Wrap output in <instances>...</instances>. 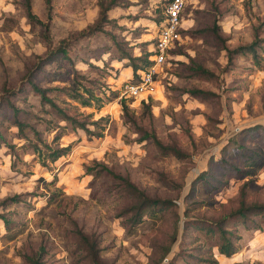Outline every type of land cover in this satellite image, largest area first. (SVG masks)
Masks as SVG:
<instances>
[{
  "label": "rangeland",
  "instance_id": "obj_1",
  "mask_svg": "<svg viewBox=\"0 0 264 264\" xmlns=\"http://www.w3.org/2000/svg\"><path fill=\"white\" fill-rule=\"evenodd\" d=\"M96 1L51 0L49 45L65 40L75 67L88 77H99L104 82L102 90L116 96L107 100L103 95L98 108L78 107L92 118L106 119L101 136H87L79 128L67 130L59 143H69L70 149L43 166L26 142L16 137L2 89L19 87L10 101L21 108L24 121L42 129L49 114L47 108L41 109L24 74L38 56L47 53L46 43L40 24L28 22L22 0H0V131L15 143L18 154L13 158L0 145V201L20 194L18 201L0 202V212L9 220V228L0 220V264H29L28 255L37 257L40 264H264L262 213H248L245 220L231 216L241 197L246 204L264 200V169L236 177L228 164L240 165L233 150L236 144L264 146V0H184L182 39L172 48L175 52H168L146 98L124 92L131 70L126 59L109 58L108 51H101L110 45L106 35L99 30L78 34L96 19ZM30 2L32 11L45 21L44 0ZM165 2L120 0L108 11L124 29L111 27L117 36L129 39L135 54L139 44L146 41L145 47L151 46ZM214 19L222 40L205 29ZM254 36L255 54H234L229 62L221 45L233 48ZM85 61L98 68L90 69ZM192 62L212 71L213 77L190 73L185 65ZM53 65L32 72L33 81L41 86L65 85L69 73L50 81L44 76ZM194 87L213 94L194 98L185 92ZM121 100L143 127L180 154L161 152L150 139L137 141L138 134L123 121ZM141 100L150 106V117L142 112ZM95 159L127 175L147 195L170 199L172 205L129 225L120 209L130 200L119 182L94 173L96 168L93 173L84 172V165ZM50 193L54 196L48 202ZM221 219L235 245L230 255L218 252V234L209 230ZM72 220L95 237L97 263L77 246Z\"/></svg>",
  "mask_w": 264,
  "mask_h": 264
},
{
  "label": "trees",
  "instance_id": "obj_2",
  "mask_svg": "<svg viewBox=\"0 0 264 264\" xmlns=\"http://www.w3.org/2000/svg\"><path fill=\"white\" fill-rule=\"evenodd\" d=\"M164 1L167 2V0ZM50 2L51 0H44L47 15L46 20L43 21L39 19L32 11L30 0H22V6L28 22L32 24H40L42 28L41 35L46 43L45 47L47 53L44 56H38V60L34 63V67L30 70H27L24 74V80L29 84L31 91L35 93L39 98L41 109L47 108L46 112L49 114L48 119H46L45 121L46 124L42 127V129L37 128L33 121H24V119L20 117L19 114L20 112H22L21 108L17 105H14L10 101V95L15 93L19 89V87L12 89H6V87H3L2 89L4 90L3 96L5 97V100L8 104L6 106L10 109L11 113V117H9V120L11 124L16 128V137L21 138L24 142H26V146L37 157L39 163L43 166H47V162H53L59 156L64 155L70 149L69 143H59L60 138L66 133L67 130H75L79 128L83 130V132L87 136H101L106 123V119L104 120V118L101 116L92 118L91 113H84L83 111L79 110L78 107L93 106L98 108L100 104H102L101 98L104 97L103 95H106L107 100H110L116 96L113 91L109 90V93L107 95V93L102 90L104 82L103 80H100L99 77H88L87 74L80 72L79 69L75 67V59L69 54V45L64 43L65 40L60 39L57 46L50 47V38L48 34V22L51 17ZM119 4H121L120 0H97L96 19L92 24H89L85 28L80 29L78 31V34L81 36L89 35L94 31L99 30L100 32H102V34L106 35L107 39L110 41V45L103 47L101 51H108L111 54L109 58H115L117 60L126 59L128 62L127 66L131 70L130 81L133 82L138 79L137 70L142 69L149 64V54L151 51H149V49L145 47V44H147V42L145 41L138 45V54H135L133 52L134 45L129 42V39H127L125 35L117 36L118 33H116V29L112 27H117L120 30L124 28L117 24L116 19L109 17L108 11L114 7H117ZM162 16L163 15H161L160 18H158L156 21L159 22L162 19ZM107 23L110 25V27L105 29L104 25H106ZM217 28L218 24L214 19V21L212 22V26L205 29H209L214 35H217V37L222 40L221 36L217 33ZM195 32H197V30H195ZM183 33L187 35L188 31L186 32V30H184ZM256 41L257 36H254V39H252L247 44L238 45L233 48H229L226 45L222 44L221 48H223L226 52L227 58L230 62L234 54L249 52L254 55ZM153 42H151V44ZM88 52H91L90 54H94L93 51ZM171 52H175L174 49H171ZM92 56L95 59L97 58L94 55ZM85 62L87 67H89L90 69L95 70L98 68L97 65H94L89 61ZM49 63H54V65L52 70L45 71L44 76L46 77V79L49 81L56 80L59 76L69 73L70 78L65 85L55 84L41 86L33 81L32 72L41 70L45 65ZM65 64L67 67H65ZM185 66L187 67L188 71H190V73L194 75L202 76L205 78L213 77V72L209 71L201 64L192 62L191 64H187ZM43 71L44 70L42 69V72ZM105 73L101 75L102 78L105 77ZM185 92L198 99H205L213 94V92L211 91L196 87L185 89ZM58 100L63 104L58 103ZM69 101H73L75 103H71ZM141 101L142 112H144V115L146 114L148 117H150V106L143 100ZM120 108L123 121L128 125V129L138 134V136L136 137L137 141L150 139L161 152H168L175 155L180 154L179 150L175 147L163 144L155 135L153 130L143 127L138 122L137 117H135L130 111L128 105L124 100L120 101ZM36 118H39L38 115H36ZM257 126H259V124L254 127ZM252 128L253 127H248V129ZM262 129L264 133V125L262 126ZM48 133H52L50 138L46 137ZM0 145L5 146L9 153L13 156V158L18 156L15 143H13V141L11 140H8L1 131ZM233 150L235 151L236 156H238L240 159V165L232 163L228 164L231 170H233L236 177L250 176L252 174H255L257 171L264 169V146H245L244 144H236L233 147ZM13 162L14 160L12 159V163ZM93 168H96V171H94V173H102L118 181L129 197L130 203L120 209L121 212L125 214L126 221L129 223V225H135L136 223L140 222L145 215L151 216V214L153 215L157 211H160L172 205V201L170 199L147 195L145 191L139 188L134 182H132L127 175H122L114 172L111 167H109L102 161H98L95 159L93 160V163L91 165H84V172L93 173ZM39 179L44 181V183H47L43 178L40 177ZM54 179L55 175L52 181H54ZM53 196V193L48 194L46 197L47 201H52ZM18 200H20V194H13L10 196H5L0 202L2 205H6L9 202ZM258 212H261L262 216H264V200L258 204H246L244 199L241 197L239 205L231 212V216H240L243 220H245V217L248 213ZM0 220L2 221L4 227L9 228V220L3 212H0ZM223 222L224 220L222 219L214 221L213 226L209 225V230H214L218 234L219 240L216 243L218 252L224 255H230L235 251V245L230 240V231L224 228ZM72 223L74 226L77 246L81 248L90 259L94 260V262L97 263L99 261V248L97 246L95 237L85 233L74 220H72ZM206 226H204V228L207 229ZM195 227L202 228L203 225L195 224ZM166 252L167 249L164 250L163 254H165ZM25 258L28 260L29 264H40V261L37 257L28 255Z\"/></svg>",
  "mask_w": 264,
  "mask_h": 264
},
{
  "label": "built area",
  "instance_id": "obj_3",
  "mask_svg": "<svg viewBox=\"0 0 264 264\" xmlns=\"http://www.w3.org/2000/svg\"><path fill=\"white\" fill-rule=\"evenodd\" d=\"M184 0H167L162 9V19L158 22L154 42L149 47V64L137 70L138 79L125 83L124 92L129 96H143L153 91L155 76L162 70L168 52L181 41V15Z\"/></svg>",
  "mask_w": 264,
  "mask_h": 264
}]
</instances>
